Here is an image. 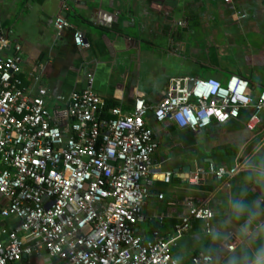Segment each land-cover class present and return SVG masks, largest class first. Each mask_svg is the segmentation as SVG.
Instances as JSON below:
<instances>
[{"label": "crops", "instance_id": "0c3cea01", "mask_svg": "<svg viewBox=\"0 0 264 264\" xmlns=\"http://www.w3.org/2000/svg\"><path fill=\"white\" fill-rule=\"evenodd\" d=\"M173 1L0 0V55L21 57L24 86L32 95L37 86L47 90L45 108L62 129L71 123L70 94L80 89L130 111L137 93L147 104H156L172 77L224 81L236 74L249 82L257 98L264 89V0ZM58 14L70 25L61 34L53 25ZM195 27L202 28L200 33ZM74 31L89 47H77ZM249 114L244 109L236 119L197 132L147 115L158 146L136 235L151 238L157 231L165 238L174 236L187 213L186 200L201 202L213 211L209 226L192 220L170 248L173 257L180 264H193L191 256L202 252L214 258L211 264H230L233 257L246 264L264 244V111L253 131L246 127ZM209 164H240L241 169L226 181L192 179ZM166 171L171 173L168 179ZM236 199L258 213L252 219V235L242 232L247 213L237 217L231 210ZM229 243L234 244L231 251Z\"/></svg>", "mask_w": 264, "mask_h": 264}, {"label": "built area", "instance_id": "2783aa9c", "mask_svg": "<svg viewBox=\"0 0 264 264\" xmlns=\"http://www.w3.org/2000/svg\"><path fill=\"white\" fill-rule=\"evenodd\" d=\"M53 25L58 34L70 27L63 14ZM73 38L77 47H89L80 32ZM20 63L19 55H0V264H180L170 248L192 220L208 227L213 211L186 200L187 213L174 236L135 234L158 146L146 117L197 132L249 109L246 127L253 131L264 111V89L253 98L249 82L236 74L224 81L172 77L156 104L137 93L132 110L113 106L109 118L101 114L100 96L74 90L71 123L62 129L45 108L47 90L37 86L32 95L24 86ZM240 169L209 164L191 177L226 181ZM164 173L168 179L171 173ZM191 262L211 264L214 258L200 252Z\"/></svg>", "mask_w": 264, "mask_h": 264}, {"label": "clouds", "instance_id": "9594fccd", "mask_svg": "<svg viewBox=\"0 0 264 264\" xmlns=\"http://www.w3.org/2000/svg\"><path fill=\"white\" fill-rule=\"evenodd\" d=\"M231 210L233 214L237 217L243 216L245 213L248 215V220L245 222V226L242 229V232L245 236L252 235L254 232L250 231L252 227V219L257 216L258 213L249 209L248 205L239 199L231 201ZM260 227L257 225V228ZM230 264H241V258L233 257L230 261ZM246 264H264V244L259 245L255 248L251 254L246 259Z\"/></svg>", "mask_w": 264, "mask_h": 264}, {"label": "trees", "instance_id": "16d2710c", "mask_svg": "<svg viewBox=\"0 0 264 264\" xmlns=\"http://www.w3.org/2000/svg\"><path fill=\"white\" fill-rule=\"evenodd\" d=\"M113 106H114V104H113L112 102L106 100V101L104 102V106H103L102 109H101V114H102L105 118H109L110 115L107 113V110H108L109 108L113 107Z\"/></svg>", "mask_w": 264, "mask_h": 264}, {"label": "rangeland", "instance_id": "374dc122", "mask_svg": "<svg viewBox=\"0 0 264 264\" xmlns=\"http://www.w3.org/2000/svg\"><path fill=\"white\" fill-rule=\"evenodd\" d=\"M169 1H170L171 3H175V1H173V0H169ZM177 1L181 2L180 0H177ZM184 1H186V0H184ZM179 2H176L177 6H178ZM195 9H198V6H197V8H195ZM176 15H177V12H176ZM183 20H184V19H183ZM183 20H180V21L183 22ZM200 30H202V28H199V27H195V28H194V31H195L196 34L200 33ZM220 38H221V37H220ZM192 74H193V75H200V76L203 75V74L200 73V72H192Z\"/></svg>", "mask_w": 264, "mask_h": 264}, {"label": "snow or ice", "instance_id": "6c2138e0", "mask_svg": "<svg viewBox=\"0 0 264 264\" xmlns=\"http://www.w3.org/2000/svg\"><path fill=\"white\" fill-rule=\"evenodd\" d=\"M241 87H243V86H241Z\"/></svg>", "mask_w": 264, "mask_h": 264}]
</instances>
